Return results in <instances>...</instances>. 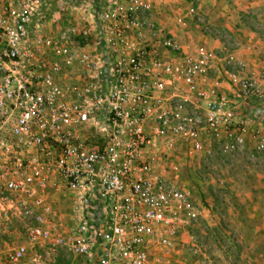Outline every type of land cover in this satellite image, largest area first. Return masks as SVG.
I'll list each match as a JSON object with an SVG mask.
<instances>
[{
	"label": "built area",
	"instance_id": "2783aa9c",
	"mask_svg": "<svg viewBox=\"0 0 264 264\" xmlns=\"http://www.w3.org/2000/svg\"><path fill=\"white\" fill-rule=\"evenodd\" d=\"M67 3L0 0V222L11 213L33 223L14 247L0 230V264H25L47 244L92 264H178L181 250L213 264L195 232L205 208L180 184V165L150 149L160 141L198 154L205 132L223 131L225 151L241 147L239 105L210 75L257 105L264 71L243 75L230 45L185 53L152 19L153 0H95L77 21L47 28ZM187 11L198 15L194 4ZM62 187L81 211L69 229L47 199Z\"/></svg>",
	"mask_w": 264,
	"mask_h": 264
},
{
	"label": "rangeland",
	"instance_id": "374dc122",
	"mask_svg": "<svg viewBox=\"0 0 264 264\" xmlns=\"http://www.w3.org/2000/svg\"><path fill=\"white\" fill-rule=\"evenodd\" d=\"M63 18V14H59ZM55 21V19H54ZM218 76V77H217ZM219 73L211 74L213 82L216 78L222 81ZM229 90L224 93L229 96L232 104L239 105L241 112L237 113L236 121L243 122L246 128L244 144L234 150H224L225 133L219 137L205 132L203 134L204 150L198 154H190L186 145L178 144L168 147L157 141L150 151L156 157L165 155L167 161L180 165V184L191 191L194 199L205 208L208 220L201 222L195 229L200 242L205 247V254L211 258L213 264H264L249 248L244 239L233 229L228 219L231 210L235 212L237 199L241 191L238 189L240 181H255L256 178L247 169H261L264 172V150H258L260 139L264 138V107L255 109V103L246 104L238 98L239 88L234 87L229 79H225ZM222 83V82H221ZM224 92L221 84L219 88ZM227 89V88H226ZM264 102V98L262 99ZM248 109V111H246ZM235 132L237 128L234 129ZM163 158V157H162ZM165 175L171 178L170 169ZM263 178V177H262ZM228 183L236 188H230ZM47 199L61 213L63 226L71 228L78 224L81 211L75 204L72 192L65 188L50 190ZM32 221L9 213L0 222V230L4 234L6 248L28 243V226ZM47 250L29 253L25 264H72L73 256L56 246H47ZM46 251H48L46 254ZM36 252V251H35ZM201 257L180 251L178 264H198Z\"/></svg>",
	"mask_w": 264,
	"mask_h": 264
},
{
	"label": "crops",
	"instance_id": "0c3cea01",
	"mask_svg": "<svg viewBox=\"0 0 264 264\" xmlns=\"http://www.w3.org/2000/svg\"><path fill=\"white\" fill-rule=\"evenodd\" d=\"M93 1L95 0H66L68 3L65 7L67 8L51 12L45 21V26L50 28L54 23L77 21L82 14L81 9L93 6ZM153 1L152 19L175 38L185 53H193L198 45H204L217 52L225 45H230L233 47L236 60L245 66L242 71L243 75L258 77L264 71V0ZM193 4L198 11V15L194 17L190 16L187 11L188 7ZM59 14H63L64 19ZM179 15L185 17L186 25L181 26L177 23L176 17ZM219 75L223 79V93H226L229 85L224 79L229 77L220 73ZM262 101L255 109L264 107ZM240 110L243 109L237 108L236 112L239 113ZM247 170L255 176L256 180L253 182L240 181L236 184L243 198L237 199V208L235 212L231 210L228 219L233 229L248 244L250 250L263 259L264 172L261 169ZM236 185L232 186L228 183L230 188H236ZM47 246L51 245L38 246L30 253L35 254L37 251L47 250ZM36 256L39 254L37 253ZM73 260L72 264H92L91 261L84 263L76 256H73Z\"/></svg>",
	"mask_w": 264,
	"mask_h": 264
}]
</instances>
